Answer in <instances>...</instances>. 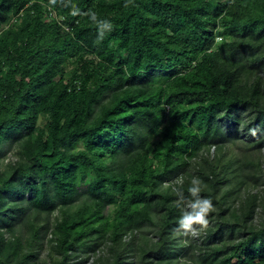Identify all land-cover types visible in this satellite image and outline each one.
<instances>
[{"label": "trees", "instance_id": "trees-1", "mask_svg": "<svg viewBox=\"0 0 264 264\" xmlns=\"http://www.w3.org/2000/svg\"><path fill=\"white\" fill-rule=\"evenodd\" d=\"M263 148L264 0H0V264H264Z\"/></svg>", "mask_w": 264, "mask_h": 264}, {"label": "clouds", "instance_id": "clouds-1", "mask_svg": "<svg viewBox=\"0 0 264 264\" xmlns=\"http://www.w3.org/2000/svg\"><path fill=\"white\" fill-rule=\"evenodd\" d=\"M193 193L198 191V189L193 188L191 189ZM194 208H198L199 211L195 212V214H188L184 213L178 223L179 227L184 229L191 228L193 223H200V224H206L207 221L204 219L205 214L211 210L212 204L210 200H197V202L193 205Z\"/></svg>", "mask_w": 264, "mask_h": 264}, {"label": "rangeland", "instance_id": "rangeland-1", "mask_svg": "<svg viewBox=\"0 0 264 264\" xmlns=\"http://www.w3.org/2000/svg\"><path fill=\"white\" fill-rule=\"evenodd\" d=\"M241 141L242 142H245L246 141V138H242L241 137ZM242 143H238L237 142V146H240ZM236 145L234 146V145H232V144H230L229 145V148H228V150H229V152H231V153H237V151H239V149H237V147H236ZM231 153H229V154H231ZM262 153H264V148L262 149ZM8 154H10V152H8ZM227 157H228V155H227ZM110 209V208H109ZM111 210V209H110ZM192 233H195V231L194 230H192L191 231ZM195 235V234H194ZM46 251H47V249H43L41 252H40V254H39V256L37 257V259L33 262V264H48V257H47V255H46ZM86 264H89V263H86Z\"/></svg>", "mask_w": 264, "mask_h": 264}]
</instances>
